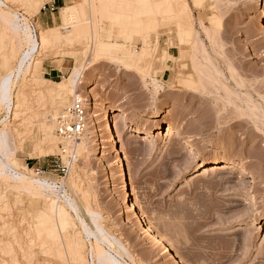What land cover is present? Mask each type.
Instances as JSON below:
<instances>
[{"label": "rangeland", "instance_id": "rangeland-1", "mask_svg": "<svg viewBox=\"0 0 264 264\" xmlns=\"http://www.w3.org/2000/svg\"><path fill=\"white\" fill-rule=\"evenodd\" d=\"M5 1L8 6L3 9L25 13L38 27L40 18H51L52 22L46 19L47 24L42 26L46 29L60 27L67 37L71 29L75 32L82 23L90 27V41L81 37L76 43L46 51L45 57L48 56L44 58L40 74L42 81L60 83L82 62L88 69L84 72L80 95L84 98L92 95L96 104L95 113L102 121L99 125L101 145L90 157L76 151L71 176L69 174L65 182L87 224L94 228L89 212L98 213L100 224L128 250L129 264H178L177 259L162 256L149 237L142 234V227L125 213L121 189L117 186L116 161L107 148L104 134L112 121L120 125L128 123L130 132L123 133L118 141L134 201L140 214L153 224L165 243L189 264H264V26L259 24L261 17L264 19V0H198L199 5L196 0H180L190 9L194 34L200 41L197 45L182 44V54L177 47L180 42L174 31L173 10L164 7L158 12L159 0H153L155 3L151 0L152 7L157 4L154 9L147 6L148 0L146 3H143L145 0L142 3L141 0H132V3L128 0H87L89 3L76 0V4L48 0L37 14L30 11L29 0ZM115 1L119 3L115 4L117 9L120 6L118 10L127 3L124 8L128 13L123 9L122 18L116 15L118 20L112 26L106 22V17L111 8L116 9L113 8ZM135 2L149 10L141 12ZM66 6L80 8L79 15L81 12V17L73 15L68 19V26L60 15V10ZM50 7L56 9L53 14ZM152 10L157 11V15L151 14ZM136 11H140L141 16ZM119 12L115 10L113 14L121 16ZM120 19L130 20L128 26L126 22V25L119 22ZM102 27L106 32L100 35ZM5 29L8 30L1 23L0 77L14 67V51L21 50L18 38ZM99 41L111 43L116 49L114 55L127 53L134 55L137 61L132 65L117 64L114 57H96ZM67 51L74 57L66 58ZM194 65L200 73L193 80L189 75L194 73ZM186 66V84L180 85L177 71ZM53 69L56 71L51 72ZM30 83L25 88L29 102L34 104L35 110L45 111L49 100L40 98L38 87L33 83L32 88ZM49 83L45 86H51ZM18 91L19 88L15 93ZM74 102L72 97L68 109ZM122 109H130L134 115L119 118ZM155 113L160 116L151 118ZM5 115L1 111L0 119ZM159 125L175 127L179 133L169 136L166 128L164 136L157 138ZM25 126L15 138L16 144L24 143L23 150L17 154V164L35 178L32 168L49 165L54 157L62 154L63 144H59V153L32 158L41 134L37 124ZM136 131L155 138L140 140L132 136ZM37 150L44 151L42 147ZM70 155L67 152L63 156L65 162ZM216 161L231 163V169L208 171V165ZM243 170L247 171L245 176H241ZM46 178L60 184L58 176ZM4 182L0 176V191L4 193V202L2 200L0 205V264H40L44 259H48L47 264H72L67 247L59 242L64 241L66 246L64 233L68 236L74 235L76 230L82 231L76 214L71 212L72 221L66 229L59 228L37 215L43 204L31 196L23 195L21 205L16 203L11 189L3 187ZM30 197L32 204H28ZM16 204L22 206H19L22 211L18 205L14 206ZM27 209H31L30 212ZM51 229L62 234L61 239L56 238L57 234L55 239H48L47 230ZM41 237L52 242L45 243ZM83 240L87 252L91 244ZM42 241L52 248H49L52 257ZM86 257L89 264L91 259L88 254Z\"/></svg>", "mask_w": 264, "mask_h": 264}, {"label": "bare ground", "instance_id": "bare-ground-1", "mask_svg": "<svg viewBox=\"0 0 264 264\" xmlns=\"http://www.w3.org/2000/svg\"><path fill=\"white\" fill-rule=\"evenodd\" d=\"M46 1L48 0H29L30 11L36 14L40 13L41 8L45 6ZM84 1H87V0H84ZM90 1H87V3H89ZM111 1H114V0H111ZM118 1H115L116 3L113 2V5H114V6L112 5L113 8L116 7L115 10L117 13L118 11H120L119 13H121V11L125 13L126 10L124 7L127 6L126 5L127 3L125 4L123 2L124 7H121L122 9L118 10L120 6H118V9H117V6H115V4L119 5ZM128 1L129 3H132V0H128ZM135 1L138 2V0H135ZM146 1L147 0H145V2L143 3H146ZM152 1L148 0L149 3L151 2L150 4H148L147 2L148 7L149 5L152 4ZM140 2L142 3V0ZM140 2L138 4L135 2L139 6V8L138 6H136L138 10L148 11L149 9L147 8V6L144 7V5L141 4ZM87 3H85V5H87ZM195 3L196 5H199L200 1L196 0ZM157 4H155L154 6L156 7L157 5L158 9L156 10L158 12H160V9L164 7L169 8L170 10H173L172 12L174 15L173 19H174V24H175L174 31L176 32L177 38L180 42V45H178L177 47L179 48L178 51L181 54L183 50L181 47L182 44L186 42H191L197 45L200 42L194 34V27H193L194 22L192 20V16L190 15V9L185 2L180 1V0H159ZM7 6L8 4L5 0H0V22L3 23V25L7 27L10 34L12 33L14 37L18 38V41L20 43V46L19 45L18 46L21 50L19 49L20 50L19 53H17L18 51L17 52L14 51L15 53L14 56L16 59L14 67L3 77H0V112L4 111L6 114L4 118L0 119V176H2L5 179L3 187L4 188L8 187L11 189V192H13V195L15 196L14 199L16 203H19V204L22 203L21 197L23 195L25 196L29 195L32 198H34L35 201H39L41 204H43V209H40L42 210L41 211L42 214H41L40 210L35 207L37 211L39 210V212H37V215L41 217L43 216L45 219H47L48 223L52 222V224L58 226L59 228L66 229V227H68V225H70L72 221L71 212L76 214L77 220H79L80 226L82 227V231L79 233L76 230V232H78L77 234H75L76 232L75 233L73 232L74 235L68 234V236L66 233H64L66 235V238L64 237L66 239V246H65V243H63L64 241L61 240V242H59V244L60 243L62 244V247H67L65 249L68 250V253L71 257L72 264H87L88 261H87L86 254H88L89 258L91 259V261L89 260V264H129L128 258L130 256H129L128 250L125 248V246L122 244V242L118 238L109 234L107 230L100 224L101 216L98 213L89 212V216L94 225V228H91L80 215L79 208L76 202L71 197V195H69L65 184L59 185L58 182L50 181L48 178H36V177L33 178L30 176V173H26L22 171L21 166L17 164V154L18 152L23 150L24 143L23 142H21V144L17 143L18 144L17 145L15 138L21 133L22 128L25 126V124H26L25 126L26 128L27 126L29 127V125L37 124L38 132L41 134V139L37 141L34 147L35 151H33V153L31 154L32 158H40L48 154L56 153L57 151L58 153L60 151L62 152V148H60V151H59V144H63L64 146L63 145L62 146L65 148L66 152L71 153L70 156L74 161V159L77 157L76 151H80L82 155L89 154V157H90V154H92L94 150L101 145L102 129L99 127V125L102 123V121L99 120L100 115L95 113L96 104L92 99L93 97H91L92 95L89 97H85V98L80 95L81 87H82V79L85 76L84 72L88 71L85 65L82 64L83 62L81 64L79 63L80 66H77L73 69L70 77L66 79L64 82H60V83H56L53 81H50V83L47 81L45 82L44 80L43 81L41 80V75H40L42 72V68H43V62L45 60L44 58L47 59V56H48L47 55L45 57L46 54L44 53L46 51L48 52L49 50L55 47H61L63 44H68L72 42L74 43V41L76 43V41L79 40L78 38L81 39V37L88 38L89 36L92 35V33L90 35V31H89L90 27L85 26L83 23H82L83 25L80 24L78 26L76 24L77 21L74 20L75 26L77 25L78 27L76 28L75 32L73 29H71V31L68 30L70 31V34L68 37L65 36V33H63L59 29L60 27L46 29L42 26L45 24L41 22H39V27L37 26V28H35L34 30L31 25L32 21L29 18H27L25 13L16 14L11 11L3 9L4 7L7 8ZM109 6L111 7L110 3H109ZM140 6H142L143 8L141 9ZM154 6L152 7V9H154ZM89 7L87 6V8ZM108 7H107V11L109 12ZM78 9L75 6H66L60 10L61 12L60 15L62 17V20L65 22V24H67L68 19L71 18V16L73 15H78L79 17H81L80 16L81 12L79 15ZM82 9H83L82 13L84 15L85 13L84 8ZM110 10L112 11L106 17V22L113 26L117 22L118 17L122 18L123 14L121 13L122 15L119 16V14H113L115 12L114 9L111 8ZM107 11L104 10L103 12L105 13ZM140 11L139 12L136 11V14L138 16H141L139 15ZM152 11L153 12H151V14L153 13L154 16L157 15L158 13L157 11H154V10ZM127 13L128 12L126 11V14ZM146 13L145 15L144 13H142V15H144L145 17ZM116 15L118 17H116ZM147 15L149 16L150 14L148 13ZM79 17H78V22H80L79 19H81ZM150 17L151 16H149V18ZM70 20L71 22L73 21V19H70ZM122 20L120 19L119 22L121 23L123 22L124 25L127 24L128 26L130 20H125V21H122ZM263 20H264L263 17H261V19L259 20V24H261L262 26H264ZM144 21L143 23L146 22ZM135 23L137 24V20ZM68 29H70V26ZM72 30L74 33L72 32ZM99 32H100V35H103V33L106 32V30L104 27H102ZM98 37L100 38L101 36H98ZM99 38L97 40H100ZM88 39L90 41L91 38H88ZM144 42H145V45H147V42L145 41V39H144ZM70 45H73V44H70ZM92 46H96V45H92ZM87 47L85 48L84 51L87 50ZM96 47H97L96 48L97 54L95 53L96 57L111 56V57H114L117 64L118 63L119 64L128 63L132 65V64H135V62L137 61L136 60L137 58L134 55H129L127 53H121V54L114 55L116 52V49L111 43H104L102 41H99L98 46ZM122 51H125V49H123ZM92 52H95V51L93 50ZM92 52L90 51V53ZM43 54H44V57L42 58ZM65 55H66V58L74 57L72 53L68 51L65 52ZM83 56H86V55L83 54ZM194 66H195L194 73L189 75L192 79L200 73L199 72L200 69L196 65ZM187 68L188 66L181 68L179 69V71H177V78L179 81L178 84L180 85L186 84V79L184 78L187 72ZM197 68L199 71L197 70ZM30 78L31 80H29ZM30 81H32L38 87V90L40 91V95H41V96L39 95L38 96L40 98L42 97L43 99L46 98V100L47 99L49 100V104H48L49 108L45 110L46 107L45 108L43 107L45 111H38L40 110V108L39 109L37 108L38 110H35L34 104L32 105L29 102L30 98H27L28 94L26 96L25 88H27L26 85H29L28 82L30 83ZM46 83L47 84L49 83L51 86H45ZM34 84L32 85V88H34ZM18 88H19V91L16 94L15 92ZM175 88H177V86H175ZM72 97L75 98V100L82 101L87 109V121H86L85 132H84L82 139L78 142H71V140L63 139L57 135V127H58L57 118L60 115H63V116L67 115V111L69 107L67 105L69 104L68 102L71 100ZM42 106H43V103H42ZM133 115L134 113L130 109H122L119 115V118L128 119ZM159 116H160L159 113H155L154 115H152L151 118H158ZM60 117L62 118V116ZM130 128L131 127L129 126L128 123L120 125L119 122L117 123L116 121H112L109 127L107 128V131L104 134L105 141L107 143V148L109 149L110 154L114 156L115 161H116L115 170H116V175H117V186L121 189V197L123 200L125 213H127L129 218L133 222L136 221L137 224L142 227L141 229L142 234L149 237L153 247L162 256L169 257L172 260L177 259L178 264H189L183 258V256L175 252L168 244L165 243L163 237L158 232L155 231L153 224L147 222L144 219V217L140 214L136 206V203L133 197L132 187L129 181L128 172L126 170V165L124 162V157L122 155V148L120 147L119 141H118V139L121 137L123 133L130 132ZM166 128H168L169 136H176L179 133V130L175 127H171L169 125H167L166 127L163 125H159L157 127V132H156L157 138L164 136ZM150 133H152V131ZM153 134L155 133L153 132ZM132 136L135 138L138 137L140 138V140H150L152 138H155L153 137V135L142 134L137 131ZM38 147H42L44 151L37 150ZM72 165H73V162H72ZM72 165H71V169H73ZM231 166H232L231 163L216 161L213 164L208 165L207 168H209L208 171L210 172H216L219 170L220 171L230 170ZM245 174H247V171L243 170L241 176H245ZM31 197L30 199H28L30 201L27 200L28 204L29 202L32 204ZM3 198H4V193L0 191V205H1ZM34 203L35 202L33 200V204ZM36 203L35 205L37 206L38 203L37 204ZM19 204H16L14 206L16 207L18 205L17 207L21 210L22 208L20 207L22 206H20L21 204L20 205ZM24 204L25 203H23V205ZM28 204L26 205V207L28 206ZM40 208H42L41 205H40ZM25 210L26 209H24L23 211ZM30 210L31 209H27V211L29 212ZM34 212L36 213V211ZM55 230L57 229L55 228ZM55 230L53 232H52V229L51 231L47 230V232L49 233L47 235L48 239L51 237L55 239L54 235L57 234ZM82 234L84 235L83 238L88 240L91 244V246L88 247L87 252H86V246H85L84 240L82 238ZM61 235L57 234L56 238L57 237L60 238L59 236ZM41 239L45 243L50 244L51 240H48L47 238H44V237H41ZM43 241H42V246H44V248L46 246L48 247L47 249L49 252V256H51L50 251H49V248H50L49 245L45 244ZM56 243L58 244V242ZM57 244L56 246H58ZM53 246H55V244ZM42 250L43 252H45L44 249ZM58 250L56 252H59ZM61 251L63 252L62 249ZM45 253L43 255L47 256V254ZM47 263H49L48 259H44V261L41 262L40 264H47Z\"/></svg>", "mask_w": 264, "mask_h": 264}, {"label": "built area", "instance_id": "built-area-1", "mask_svg": "<svg viewBox=\"0 0 264 264\" xmlns=\"http://www.w3.org/2000/svg\"><path fill=\"white\" fill-rule=\"evenodd\" d=\"M50 12L56 10L54 7H50ZM31 25L33 29L37 28V24L32 21ZM87 121V109L82 101L75 100L72 106L68 109L67 115L63 116L58 121L57 135L63 139L71 140V142H78L82 139ZM67 152L62 146V154L58 157H54L49 165L33 167L32 172L37 178H46L47 176H58L60 181L59 185H64L71 171V165L73 159L67 158L65 162L63 156ZM29 166V165H28ZM66 185V184H65Z\"/></svg>", "mask_w": 264, "mask_h": 264}, {"label": "crops", "instance_id": "crops-1", "mask_svg": "<svg viewBox=\"0 0 264 264\" xmlns=\"http://www.w3.org/2000/svg\"><path fill=\"white\" fill-rule=\"evenodd\" d=\"M72 3H75V4H76L77 2H76V0H73V2H72V0H64V1H63V4H72ZM46 19H48L49 22H50V21L52 22L51 18H49V17L47 18L46 16H43V17L40 18L39 20H40V22L42 21L41 23H43V24H47L48 21H46ZM50 71H51V72H54V71H56V70L53 69V70H50Z\"/></svg>", "mask_w": 264, "mask_h": 264}]
</instances>
